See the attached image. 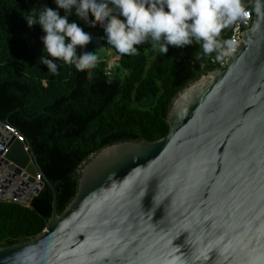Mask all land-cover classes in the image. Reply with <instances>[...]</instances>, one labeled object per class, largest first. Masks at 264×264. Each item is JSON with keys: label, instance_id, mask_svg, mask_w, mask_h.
Wrapping results in <instances>:
<instances>
[{"label": "water", "instance_id": "obj_1", "mask_svg": "<svg viewBox=\"0 0 264 264\" xmlns=\"http://www.w3.org/2000/svg\"><path fill=\"white\" fill-rule=\"evenodd\" d=\"M236 45L175 94L164 137L91 154L60 214L31 146L0 123V188L30 190L27 207L45 186L52 197L44 230L0 247V264H264V10ZM86 50L104 62L99 37Z\"/></svg>", "mask_w": 264, "mask_h": 264}, {"label": "trees", "instance_id": "obj_2", "mask_svg": "<svg viewBox=\"0 0 264 264\" xmlns=\"http://www.w3.org/2000/svg\"><path fill=\"white\" fill-rule=\"evenodd\" d=\"M41 4L57 10L53 0H0V123L7 122L31 146L54 187L60 214L76 192L79 166L91 154L118 142H153L164 137L167 110L175 94L217 68L205 64L215 53L205 56L193 43L181 55L180 48L169 46L166 54L157 49L149 61L145 46L135 56L120 54L119 66L112 73L101 62L92 70L91 80L88 69L77 71L62 62L53 75L39 63L47 55L41 40L44 32L38 24L29 27L24 18L30 8ZM243 7L253 11L251 0ZM94 18L89 13V19ZM69 21L101 37L111 48L99 22L84 25L75 15ZM232 21L221 30V41L228 40L226 31ZM150 96L153 103L146 107L143 102ZM51 200L45 186L29 207L0 202V247L39 235L51 215Z\"/></svg>", "mask_w": 264, "mask_h": 264}, {"label": "clouds", "instance_id": "obj_3", "mask_svg": "<svg viewBox=\"0 0 264 264\" xmlns=\"http://www.w3.org/2000/svg\"><path fill=\"white\" fill-rule=\"evenodd\" d=\"M40 3V0H37ZM57 10L41 4L32 7L25 20L29 27L38 24L44 35L41 37L43 51L39 63L47 66L48 72L56 75L58 62L74 66L77 71L88 69L87 78H93L99 52L84 51L76 55L77 46L92 40V33L83 30L69 16L75 15L84 25L103 27L107 45L121 55L135 56V45L146 40L153 42V50L161 54L169 46L184 48L198 44L205 56L215 53V61L223 62L233 51L234 42L218 39L221 30L231 20L248 17L249 12L240 0H53ZM63 10V15L59 14ZM253 10L260 14L264 0H255ZM89 13L94 19H89ZM121 17L123 19H121ZM105 50V49H104ZM50 56L57 62L48 59ZM111 66V65H110ZM110 82V81H109Z\"/></svg>", "mask_w": 264, "mask_h": 264}, {"label": "built area", "instance_id": "obj_4", "mask_svg": "<svg viewBox=\"0 0 264 264\" xmlns=\"http://www.w3.org/2000/svg\"><path fill=\"white\" fill-rule=\"evenodd\" d=\"M246 1L247 0H242L241 5L244 6ZM244 9L249 12V16L248 17H239L238 16L227 27L226 33L228 35V40H231L234 42L233 51L237 47L236 44L240 41L242 32L248 30L250 25H251L252 11L248 8H244ZM214 57H215V55L211 56L207 60V62H205V64L215 66L218 70H223L225 68V59L223 62H216ZM6 128L10 132V134L15 135L20 141H23L21 137L16 135L15 129L11 128L10 126H7ZM0 134L3 135L1 132H0ZM5 135H7V133ZM5 135H3V136H5ZM0 178H1V173H0ZM35 181H40L39 177H36ZM11 190H13V188H11ZM1 193L3 195L2 196L0 195V202L18 204V205H21L23 207H27V200H28L29 195H30V190L25 191V193L22 195H21V193H18L19 195H21L20 200L17 197H11L9 195V193H5L3 188H0V194Z\"/></svg>", "mask_w": 264, "mask_h": 264}, {"label": "flooded vegetation", "instance_id": "obj_5", "mask_svg": "<svg viewBox=\"0 0 264 264\" xmlns=\"http://www.w3.org/2000/svg\"><path fill=\"white\" fill-rule=\"evenodd\" d=\"M94 37H98V36H94ZM101 39V42H102V38L99 37ZM103 44V42H102ZM104 53H105V60H104V63L107 64L108 62V59L109 57L111 56V58H113V62L115 63V65L118 67L119 66V59H120V54L118 52H116V50L114 49H111V48H107L104 44ZM145 44L143 43L142 45H135V47H137V50L139 51L141 47H144ZM158 48H156L155 50L153 51H149L147 48L146 50L144 51V53L148 56V61L149 60H152L154 58V55H155V51L157 50Z\"/></svg>", "mask_w": 264, "mask_h": 264}, {"label": "rangeland", "instance_id": "obj_6", "mask_svg": "<svg viewBox=\"0 0 264 264\" xmlns=\"http://www.w3.org/2000/svg\"><path fill=\"white\" fill-rule=\"evenodd\" d=\"M182 50L183 48H180L179 54H182ZM111 65V66H110ZM117 68V66L115 65V63L113 62V58H111V56L108 59V62L106 64V70L110 73H112L115 69Z\"/></svg>", "mask_w": 264, "mask_h": 264}, {"label": "bare ground", "instance_id": "obj_7", "mask_svg": "<svg viewBox=\"0 0 264 264\" xmlns=\"http://www.w3.org/2000/svg\"><path fill=\"white\" fill-rule=\"evenodd\" d=\"M0 132L5 135L6 134V131L5 130H0Z\"/></svg>", "mask_w": 264, "mask_h": 264}]
</instances>
